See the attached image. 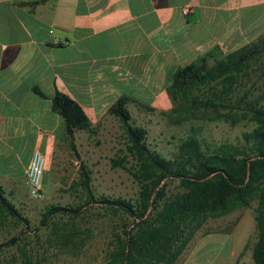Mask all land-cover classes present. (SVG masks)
I'll list each match as a JSON object with an SVG mask.
<instances>
[{
    "label": "crops",
    "instance_id": "crops-1",
    "mask_svg": "<svg viewBox=\"0 0 264 264\" xmlns=\"http://www.w3.org/2000/svg\"><path fill=\"white\" fill-rule=\"evenodd\" d=\"M30 1L0 0V184L15 195L22 186L27 196L24 169L34 148L45 157L51 190L65 172L58 155L68 138L52 110L55 89L74 98L92 125L122 96L157 107L169 99L177 67L217 44L240 46L245 21L261 20L245 17L254 0Z\"/></svg>",
    "mask_w": 264,
    "mask_h": 264
},
{
    "label": "trees",
    "instance_id": "trees-1",
    "mask_svg": "<svg viewBox=\"0 0 264 264\" xmlns=\"http://www.w3.org/2000/svg\"><path fill=\"white\" fill-rule=\"evenodd\" d=\"M41 1L26 3L34 6ZM253 76L259 79L264 76V32L229 51L217 44L195 61L177 67L166 87L172 111L184 108L193 114L200 110L199 104L204 119L232 124L248 120L255 125L235 142H209L192 130L169 158L150 146L147 130L132 120L127 107L131 99L118 98L108 113L120 121L128 138L127 149L135 160L131 173L139 186L138 197L132 202L120 196H94L91 169L83 162L78 163V177L69 187L82 189L85 200L76 206L45 207L38 227L54 226L47 237L48 244L52 245L54 232L59 234L58 219L76 216L86 205H98L119 215L121 221L111 225L103 264H175L208 216L224 215L256 201L253 209L256 240L251 246V257L254 264H264V92L258 97L250 96L245 86ZM202 88L208 94L201 98L196 91ZM33 90L44 96L38 88ZM51 101L52 110L65 122L68 145L77 155L75 133L93 132V125L82 106L63 91L55 89ZM111 161L123 166L117 158ZM175 179L182 189L167 194L162 182ZM7 218L21 223L23 230L1 241L0 252L16 245L22 259L18 264L42 263L45 258L29 248V219L0 184V222ZM232 229L229 224L214 232L229 234ZM228 248L226 242L223 249Z\"/></svg>",
    "mask_w": 264,
    "mask_h": 264
},
{
    "label": "rangeland",
    "instance_id": "rangeland-1",
    "mask_svg": "<svg viewBox=\"0 0 264 264\" xmlns=\"http://www.w3.org/2000/svg\"><path fill=\"white\" fill-rule=\"evenodd\" d=\"M260 13V14H259ZM264 0H254L245 7V17L258 14L261 20L245 21L244 34L238 45L248 42L264 32ZM249 22V23H248ZM254 24V25H253ZM246 90L250 96H257L264 92V76L261 79L253 76L246 82ZM202 88L196 94L204 97L208 94ZM242 94V92H241ZM139 97L145 93L133 94ZM142 105L134 100L127 102L132 120L147 130V142L156 148L163 156L169 158L176 151L182 139L197 131L200 138L209 142L232 141L235 142L245 131H250L255 123L241 120L235 124L225 120H208L201 117L202 107L199 111L189 114L184 108L172 111L170 98L158 99V106H153V100L138 98ZM264 103V100L262 101ZM139 103V102H138ZM149 106L154 110H147ZM199 116V117H198ZM94 131H78L75 133L74 143L78 156L69 145L63 148L58 159L61 160L64 174L60 184L51 190L50 175L44 174V198L31 200L24 192L19 195L11 194L7 183H4L6 195L21 209L24 216L29 219L31 233L27 238L29 248L38 253L45 260L34 264H103L104 249L111 225L121 222L119 215L98 205H86L81 213L68 217L63 216L59 221V234H52V245L48 244L50 230L39 229L40 213L50 204L78 205L85 200L83 190L70 189L71 181L78 177V163L83 162L91 169V190L94 196L107 195L120 196L135 202L138 197L139 186L132 175L135 165L133 156L127 149L128 138L120 121L108 113L93 125ZM112 158L121 160L123 166H116ZM51 174V173H50ZM164 191L174 193L182 188L179 181L164 180ZM20 188V189H21ZM256 201L250 206L238 207L227 214L208 216L202 226L194 233L186 248L175 264H254L251 257V246L256 240V226L254 207ZM84 206V205H83ZM232 224L231 233L214 232L215 229ZM23 230V225L11 218L0 222V242L16 235ZM36 230V234L33 233ZM38 234V235H37ZM226 242L228 251L224 250ZM19 249L16 245L6 247L0 252V264H18L21 262Z\"/></svg>",
    "mask_w": 264,
    "mask_h": 264
},
{
    "label": "built area",
    "instance_id": "built-area-1",
    "mask_svg": "<svg viewBox=\"0 0 264 264\" xmlns=\"http://www.w3.org/2000/svg\"><path fill=\"white\" fill-rule=\"evenodd\" d=\"M190 6L181 8V13L186 15L190 12ZM45 168V157L38 148H34L29 156L24 169V185L31 200H42L44 198V186L42 176Z\"/></svg>",
    "mask_w": 264,
    "mask_h": 264
}]
</instances>
